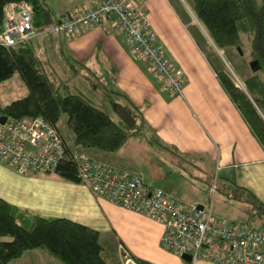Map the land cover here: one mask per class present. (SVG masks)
Returning <instances> with one entry per match:
<instances>
[{"label": "crops", "instance_id": "0c3cea01", "mask_svg": "<svg viewBox=\"0 0 264 264\" xmlns=\"http://www.w3.org/2000/svg\"><path fill=\"white\" fill-rule=\"evenodd\" d=\"M174 3L173 0H139V7L146 12L151 29L163 44L167 56L183 72L181 96H173L162 89L148 64L129 54L121 32L110 23L76 33L79 37L86 36L78 45L82 48L79 52H84L83 44L86 45L94 35L86 47L94 46L93 51L99 48L100 52L90 66L69 57L89 69L90 82L98 84L99 89L117 93L110 94V97L119 100L122 106L139 111L144 123L143 135L130 140L145 139L150 146L154 144L175 158L176 173L185 182H181L180 189L162 188L169 196L174 195L183 205H201V182L196 180L200 181L205 169H209L215 176L218 174V181H223L220 187H224L227 199L232 188L239 187L264 204V151L223 92L214 70L177 15ZM62 4L65 9L61 18L77 7L92 6L91 2L83 3V0H63ZM41 36L44 38L39 40ZM62 41L64 46L66 39ZM29 43L43 58L56 57L60 51L65 56L64 49L54 45L50 34H40ZM76 56L81 58L79 54ZM151 137L156 143L149 141ZM63 142L71 152L107 163L120 172L145 176L144 170L135 168L138 155L131 153L133 159L131 155L129 157L125 144L116 152L103 153L75 148L73 136L68 142L63 138ZM5 166L0 161V199L25 216L65 218L97 231L106 262L112 257L116 264H122L125 254L151 264H192L161 249V224L98 197L80 181H67L55 172L19 175ZM147 176L151 183L143 180L144 183L155 188L158 173L148 172ZM241 200L237 202L241 204L243 218L229 219L228 222L245 225L244 211L248 204ZM45 256L41 250L26 251L9 264H48Z\"/></svg>", "mask_w": 264, "mask_h": 264}, {"label": "trees", "instance_id": "16d2710c", "mask_svg": "<svg viewBox=\"0 0 264 264\" xmlns=\"http://www.w3.org/2000/svg\"><path fill=\"white\" fill-rule=\"evenodd\" d=\"M15 2H26L32 7L33 27L38 32L57 24L61 18L49 8L47 0H0V30L4 6ZM189 5L195 19L218 50L242 48V34L248 39L247 48L240 51L255 64L251 68L252 75L243 82V90L226 71L217 70L212 65L203 46L188 28L186 16L177 11L175 6L181 22L189 34L193 35L194 42L214 70L223 92L264 151V0H189ZM29 42L10 49L0 46V84L18 73L27 88L23 98L0 104V116L26 122L41 117L58 130L60 118L65 115L66 126L73 135L74 147L80 150L113 153L129 138L143 135L144 123L139 111L134 107L123 106L135 119V125L129 129L117 119L118 125L104 110L105 102L112 104L114 99L110 95L108 99L106 94L98 98L96 91L99 88L87 76L83 78L89 96L79 89L76 94H62V86L66 83L61 77L65 74L61 73L63 68L60 66L58 70L53 65L54 60L39 56ZM62 58L67 68L74 70L72 77H81V70L89 72L85 65L72 57L65 55ZM90 97H94V100ZM151 139L150 142L156 143V139ZM75 155L76 152L66 149L63 161L54 172L67 181L78 183ZM230 197L236 201L242 199L248 204L244 211L246 226L264 230L263 203L239 187L232 188ZM0 239V264H9L19 259L24 252L32 250L45 251L60 264H109L102 257L103 248L97 231L65 218L25 216L2 199Z\"/></svg>", "mask_w": 264, "mask_h": 264}, {"label": "built area", "instance_id": "2783aa9c", "mask_svg": "<svg viewBox=\"0 0 264 264\" xmlns=\"http://www.w3.org/2000/svg\"><path fill=\"white\" fill-rule=\"evenodd\" d=\"M91 7H77L43 31L33 27V10L26 2L8 3L0 30V46L19 47L40 34L72 37L79 31L110 23L119 29L129 54L145 61L162 89L181 96L182 70L170 59L152 31L139 0H83ZM2 117V116H0ZM66 148L58 130L41 117L29 122L6 117L0 123V161L19 175L54 172ZM79 181L92 193L145 216L163 226L160 244L190 263L264 264V230L217 218L211 209L183 205L159 188L148 187L141 176L120 172L84 154L74 156ZM211 194L216 184L211 185ZM122 264H139L129 255Z\"/></svg>", "mask_w": 264, "mask_h": 264}, {"label": "rangeland", "instance_id": "374dc122", "mask_svg": "<svg viewBox=\"0 0 264 264\" xmlns=\"http://www.w3.org/2000/svg\"><path fill=\"white\" fill-rule=\"evenodd\" d=\"M173 1L175 2L174 4L176 8L178 9L177 11H179L184 17L186 16L187 19L185 18V20L188 22V28L191 29L195 38L199 40L200 44L203 46L205 55L211 60L212 65H214L217 70L226 71L234 79L235 83L238 86H239V83L240 85L242 84V88H243L244 80L246 78H249L252 75L251 68L249 66L250 60L244 57L243 53L240 55L236 48H225L223 50H218L215 47V45L212 43L209 35L206 33L204 28L201 27L198 21L195 19V16L189 5V0H173ZM62 2L63 0H47V4L49 8L55 13L57 17H60L61 12L65 9L64 8L65 6H63ZM77 35L75 37L72 36V38L71 37L68 38L64 36L61 37V35L53 34L52 36L54 39V45H56V47L58 48L62 47L64 49L63 51L65 52L66 56L68 57L72 56L76 60L86 63V65L90 66V62L93 63L95 58L99 55V52H100L99 48H96L93 51L94 46L86 47L87 45H89L90 39H92L94 35L88 39L86 45L83 44V46L85 47L84 52H79L82 48L78 45L81 42L83 43V41L86 39V36L79 37ZM42 38L44 37L43 36L39 37V40H42ZM64 38L66 39V41L63 46L62 40ZM75 38H78L79 40L74 42ZM241 38H242L241 40L243 43L241 47L247 48L248 39L244 36V34H242ZM35 50H37L36 52H39L38 49H35ZM52 50L53 48L51 47V51ZM60 53L56 55V57L51 56V59L54 60L53 65L57 67V69L61 66V68H63L61 69L62 71L61 73H65L61 75V77H63V81H66V83L62 86V89H61L62 94H66V93L76 94L78 89L87 94L88 93L86 90L87 88L85 87L86 82H84L83 76H87L91 80L92 77L90 73H88L85 70H81L80 71L82 74L81 77L79 75H77V78L72 77L74 74V70L72 68H67V65L64 59L61 57L62 53L61 54ZM78 54L81 56L80 59L76 56ZM53 55L55 56V54ZM244 55L246 56L247 54L244 53ZM95 91H96V88H95ZM26 94H27V88L25 84L22 82L18 73H15L8 81L0 84V104L2 105L8 104L18 99H21L24 96H26ZM104 94H106L107 98L110 95L109 92L101 90V89L96 91V96L98 98H102ZM90 96H92L91 93H90ZM90 98L94 100V97H90ZM114 102L115 104L117 103L120 105L119 100H116L115 98H114ZM105 105L106 106L104 107L105 108L104 110L119 125V122L117 120L118 118L114 114L111 104L109 102H105ZM58 130L62 138H64L67 142L73 136L71 131L66 126V116L65 115H62L60 118V122L58 124ZM146 135L149 136L148 134ZM132 139L131 140L129 139L130 141L128 140L129 141L127 142L128 144L125 143L126 153H128V156L131 155V153L133 154L136 153L138 155V160H137L138 164L136 165L135 168L136 170H144L145 176H142L143 180L147 181L148 183H151L148 180L147 173L157 172L159 176V179H158L159 181H158V185H155V188H159L161 190L163 189L167 190L166 189L167 186H171L174 189H180L183 185L182 183L185 182V180L183 179V177L180 178L176 173V170L178 168L176 167L175 158L171 154H167L166 151L161 150L159 147H157L154 144H151L150 146L145 139H142V138H137L135 140H132ZM150 140L152 139L150 138ZM131 158L133 159V156ZM219 179L220 178H218V174H216L215 176V174H213L212 171H209V169H205V171L201 175L200 181L196 180V182L198 183L201 182L200 183L201 198L203 200V203L201 205L207 208L209 207L211 209V212L214 215L220 216L226 220L228 219L227 221L233 218H243L244 215L241 211V204L237 202L236 200H233V198L231 197L227 199L226 193H224V187L223 189L222 187H220L223 181L222 180L218 181ZM198 183H196V185H198ZM213 183L216 184V191L214 194H211L210 185H212ZM186 189L190 191L189 187H187ZM172 196L171 198L173 200L179 202L178 200H176L174 195ZM254 228H258V227H254ZM5 240H8V238H5ZM161 249L163 248L161 247ZM44 253L46 254L45 257L48 260L47 262H49L48 264H53V263L60 264L59 262H57L56 259H54L47 252L44 251ZM107 262L109 264H116L112 257H108Z\"/></svg>", "mask_w": 264, "mask_h": 264}, {"label": "water", "instance_id": "95a60500", "mask_svg": "<svg viewBox=\"0 0 264 264\" xmlns=\"http://www.w3.org/2000/svg\"><path fill=\"white\" fill-rule=\"evenodd\" d=\"M237 51L240 55L242 54L239 48H237ZM254 64H255L254 62H250L249 63L250 68H253ZM239 86H240V88H242V84L240 85V83H239ZM242 89L244 90V88H242ZM111 107L113 109L114 114L119 119V121H121L127 128L131 129L134 127L135 119L130 115V113L122 105H119L117 103L116 104L112 103ZM5 120H6L5 116L0 117V123L1 124L4 123ZM197 209H202V205H197ZM181 259L187 263H190V260H191V258L185 254L181 256Z\"/></svg>", "mask_w": 264, "mask_h": 264}]
</instances>
